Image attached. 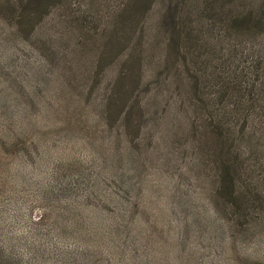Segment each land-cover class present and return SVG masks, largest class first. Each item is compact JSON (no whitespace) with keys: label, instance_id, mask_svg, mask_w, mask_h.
<instances>
[{"label":"rangeland","instance_id":"1","mask_svg":"<svg viewBox=\"0 0 264 264\" xmlns=\"http://www.w3.org/2000/svg\"><path fill=\"white\" fill-rule=\"evenodd\" d=\"M104 1L67 0L25 37L14 0H0L2 232L10 243L41 235L57 264H264V134L240 142L255 152L241 148L251 163L243 172L253 189L246 213L224 195L207 210L214 145L192 134L200 119L180 102L178 67L165 62L158 0L142 19L143 39L133 37L145 113L139 131L99 114L101 92L128 52L123 43L99 49L109 47L97 29L108 31ZM91 12L94 19L73 25L74 16ZM41 41L50 57L36 47ZM37 216L43 220L31 224Z\"/></svg>","mask_w":264,"mask_h":264},{"label":"trees","instance_id":"2","mask_svg":"<svg viewBox=\"0 0 264 264\" xmlns=\"http://www.w3.org/2000/svg\"><path fill=\"white\" fill-rule=\"evenodd\" d=\"M154 1L157 0H118L117 3L105 0L104 5L99 4L105 8L108 31L105 25L97 29L109 35V47L101 43L100 51L102 48L113 51L120 43L124 49L128 47L123 58L126 65L120 67L110 87L101 92L97 103L99 114L106 123L110 119L121 126L132 123L136 132L145 113L137 90L140 57L136 56L134 45L143 39L142 19ZM14 2L15 23L25 37L39 32L40 27L35 25L51 8L65 7L68 3L67 0ZM158 3L157 18L165 33V62L178 67L174 78L178 82L174 86L180 88V102H187L184 107L200 119L193 124L192 134L214 145L211 153L217 172L210 189L211 200L206 202L207 210L215 211L224 195L231 198L235 209L242 208L237 212L245 214L253 189L243 172L251 163L244 162L240 155L245 153L242 149H246V155L255 152L240 142L244 137L249 141L256 132L259 136L264 134L261 131L264 127L261 105L264 102V0H158ZM94 17L93 12L87 17L86 13L76 15L71 24L81 28V22L76 24L79 19L89 22L88 18ZM68 21H71L69 16ZM84 31L81 32L85 36L87 31ZM136 32L137 42L133 39ZM37 37L34 41L38 43L40 38ZM50 39V36L45 38L46 41ZM43 42L36 47L44 51V57H50L42 47ZM254 116L256 121L252 122ZM249 126L251 132L246 134L244 130L248 132ZM2 218L0 212V221ZM41 220L43 218L37 216L30 223L35 225ZM13 239L15 242L10 243L12 239L0 228V264H57L54 260L50 263L45 256L47 252L41 235L22 234ZM14 243L21 247L23 254Z\"/></svg>","mask_w":264,"mask_h":264}]
</instances>
